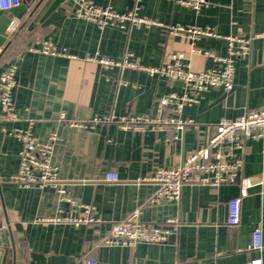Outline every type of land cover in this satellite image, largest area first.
Wrapping results in <instances>:
<instances>
[{"label": "crops", "instance_id": "obj_1", "mask_svg": "<svg viewBox=\"0 0 264 264\" xmlns=\"http://www.w3.org/2000/svg\"><path fill=\"white\" fill-rule=\"evenodd\" d=\"M91 1L119 13H128L136 5V0ZM35 2L27 3L28 7ZM75 9L76 0H67L33 30L28 24L0 61L1 75L22 54L13 90L18 120L4 119L0 107V188L18 262L80 264L88 258L98 264H251L259 259L264 264V141L247 139L246 149L237 153L244 160L240 177L261 185L243 197L241 222L236 228L227 224L228 203L241 197L240 183L218 189L188 184L178 203H151L159 186L147 181L160 169L179 166L187 155L206 144L221 120L264 109V38L253 40L249 56L237 62L232 92L210 88L198 95V103L184 108L182 118L192 123L179 140H169L172 131H125L115 122L89 128L67 124H89L95 117L112 115L159 116L163 97L186 92L179 82L141 70L104 68L88 58L120 61L132 54L143 67L159 68L171 54L180 52L197 72L207 71L216 63L203 54L224 57L225 38L264 34V0H208L199 11L170 0H141L139 14L160 25L140 30L132 26L100 30L75 18ZM5 18L16 23L17 29L22 22L10 11L0 12V23ZM168 26L208 29L220 37L194 40L188 34H172ZM37 41H49L67 56L25 51ZM62 114L66 121L61 120ZM166 114L172 116L171 112ZM30 121L40 141L52 133L59 135L53 162L60 169L63 188L81 204L90 205L101 223L75 227L44 222L68 205L52 187H21L12 181L19 170L21 144L11 132L26 128ZM108 173H117L121 181L105 182ZM137 209L144 222L163 225L177 219L179 227L170 241L103 246L101 241L112 227ZM258 227L263 249L253 252L252 234ZM5 245L9 246L8 264H12L10 235L0 211V264Z\"/></svg>", "mask_w": 264, "mask_h": 264}, {"label": "built area", "instance_id": "obj_2", "mask_svg": "<svg viewBox=\"0 0 264 264\" xmlns=\"http://www.w3.org/2000/svg\"><path fill=\"white\" fill-rule=\"evenodd\" d=\"M180 5L199 11L208 4V0H170ZM141 0H136L135 8L128 13H119L111 7H100L91 0H76L74 17L95 24L100 30L107 27H117L127 30L129 26L140 30L160 24L154 20L142 17L139 14ZM26 4V0H0V12L10 11ZM167 30L172 34H188L196 40L205 37H220L215 32L203 28L168 26ZM17 31V24L12 23L9 33ZM264 38V34H256L252 37H227V54L224 57L211 52L203 55L213 60L216 65L203 72H197L193 63L183 53H173L166 64L159 68H145L137 62L132 54L116 61L109 58H88V60L100 64L104 68H129L147 72L150 75H158L172 82H179L186 88L183 95L170 94L163 97L160 104L159 116H135L123 117L105 116L95 117L91 123L76 121L67 122L70 128H89L101 122H115L122 130L133 132L148 131H172L169 140L180 139L186 127L192 123L182 118L186 106L198 103V95L210 88H221L229 93L234 90L237 62L249 56L253 40ZM26 52L49 56H67L49 41H37L29 46ZM196 52V51H194ZM22 54H18L13 62L0 75V107L2 117L6 120H18L13 90L17 85L16 74L18 61ZM74 59L73 57H70ZM166 112H171L168 116ZM62 121L66 116L62 114ZM34 122L30 121L26 128H16L11 132L21 144L20 165L18 172L12 177V181L21 187L37 186L52 187L56 190L59 200L67 204V209H61L58 214L49 219L42 220L53 224H68L75 227L101 223L90 205L81 204L63 188L60 180V169L53 162L55 146L61 141L57 133H52L46 141H40L33 133ZM247 139H260L264 141V109L247 112L236 119H223L217 125L215 133L208 142L198 147L187 155L182 163L174 168L160 169L147 181L159 186L151 198V203L176 202L181 199L183 187L188 184L210 186L220 188L226 185L240 183L241 197L234 198L228 203L227 224L236 228L241 222L242 199L254 186L250 178H241L243 158L238 151L246 149ZM105 182H120L117 173H108ZM179 222L177 219H169L163 225H156L141 220V210L137 209L125 220L114 225L110 233L103 238L101 244L106 247H133L137 244H167L171 236L177 231ZM251 251L257 252L263 249V234L260 227L252 234ZM80 264H98L93 259H83ZM251 264H262L259 259Z\"/></svg>", "mask_w": 264, "mask_h": 264}, {"label": "water", "instance_id": "obj_3", "mask_svg": "<svg viewBox=\"0 0 264 264\" xmlns=\"http://www.w3.org/2000/svg\"><path fill=\"white\" fill-rule=\"evenodd\" d=\"M32 0H26V4L10 10V13L18 21H22L19 28L13 34L8 32L12 21L5 18L0 23V61L9 50L13 42L19 34L30 24L29 29L33 30L36 26L41 25L53 12H55L61 4L67 0H36L34 6L29 8L27 3ZM0 211L3 213L5 227L9 232L12 250V264H20L17 260V248L12 231V224L10 221L9 213L3 200V195L0 188ZM3 256L1 264H8L9 261V246L3 247Z\"/></svg>", "mask_w": 264, "mask_h": 264}]
</instances>
